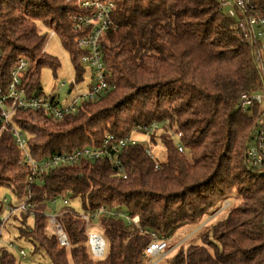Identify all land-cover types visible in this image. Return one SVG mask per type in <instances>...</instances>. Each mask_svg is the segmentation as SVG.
<instances>
[{"label":"trees","instance_id":"1","mask_svg":"<svg viewBox=\"0 0 264 264\" xmlns=\"http://www.w3.org/2000/svg\"><path fill=\"white\" fill-rule=\"evenodd\" d=\"M79 1L0 0L3 91L24 58L30 62L23 78L29 95L47 96L42 70L56 73L61 62L45 52L47 35L40 26L55 32L75 80L84 81V54L76 43L81 35L70 19L79 11ZM99 1L117 5L116 29L101 39L111 89L97 100L85 101L78 113L63 120H54L45 111H18L13 122L29 138L32 158L41 162L99 147L107 135L128 137L139 126L168 122V129L121 153L126 180L107 160L45 173L39 178L43 185L37 183L33 189L35 208L11 220L17 224L18 239L30 243L34 253L44 251L52 264H150L147 248L154 235L168 241L200 220L220 217L226 202L235 199L238 203L229 213L210 228L206 227L211 219L198 230L206 228L200 244L181 247L168 264H264V172L253 170L248 160L253 135L264 123V105L247 111L239 106L243 94L264 88L255 49L243 40L237 21L220 11L218 0ZM251 1L264 17V0ZM159 143L166 151L164 163L153 151ZM21 162L13 135L0 133V189L13 191L14 205L26 199L29 185L30 166ZM59 198L70 205H54ZM102 208L106 213L92 224L95 231L99 221L107 242L106 256L98 260L90 252L86 223L78 212ZM49 213L59 215L69 248L51 230ZM137 217L138 226L128 220ZM15 244L29 259L28 252ZM27 259L7 246L0 248L1 264Z\"/></svg>","mask_w":264,"mask_h":264},{"label":"built area","instance_id":"2","mask_svg":"<svg viewBox=\"0 0 264 264\" xmlns=\"http://www.w3.org/2000/svg\"><path fill=\"white\" fill-rule=\"evenodd\" d=\"M251 0H223L220 2V11L227 18L237 21L241 30L242 38L255 49V60L264 74V17L251 6ZM79 11L72 14L70 19L74 30L81 35L76 43L83 52L81 65L86 70L93 72L92 82L85 91H76L75 96L67 104H62L56 97L30 96L27 87L24 85V75L28 71L30 62L21 58L10 75L7 89L3 91L0 85V133L9 132L13 135L17 147L22 153L21 164L30 166L29 185L27 187L26 199L20 204L14 205L8 198L1 201L2 214L0 215V248L5 246V230L12 218L18 213L30 212L35 208L34 187L38 183L43 185L41 178L51 169L59 166H79L84 161L107 160L117 171L119 177L126 180L128 178L125 167L121 161V153L131 147L149 142L154 133H165L169 123H154L151 126L137 127L128 137L119 138L114 135H107L103 144L99 147H89L78 149L74 152L56 155L47 160L35 161L29 149V138L14 124L13 117L18 111H45L54 120H63L66 116L79 112L85 101L97 100L111 89L109 79L111 72L106 69L103 61L101 39L110 30L116 29L113 15L117 9L114 2H102L99 0H82L78 3ZM1 67V59H0ZM79 83L75 80L72 83L69 94L73 95ZM63 83L61 87H64ZM255 105H264V88L261 92L254 94H243L239 103L242 110H250ZM181 135H178V140ZM143 138V139H141ZM181 153H185L181 143L176 144ZM148 155L154 160V154L150 148ZM248 160L253 170L264 172V123H261L253 135L252 143L248 152ZM156 168H159L157 163ZM63 203L70 205L67 199H57L53 204ZM230 206V205H229ZM229 208L225 205L218 214ZM106 209L102 208L96 212L82 210L78 212V217L85 221L89 237V249L95 259L101 260L106 256L107 242L102 234L94 232L93 221L98 219ZM121 216V215H116ZM50 222L51 230L58 236L60 244L70 247L68 236L59 215L56 213L46 214ZM131 223L139 225L140 219H129ZM11 250L17 251L21 257L27 259V253L20 249L15 243L9 242ZM169 244L165 240H160L154 235V242L147 248L150 256V264H158V257H167ZM167 252V253H166ZM1 264V263H0Z\"/></svg>","mask_w":264,"mask_h":264},{"label":"rangeland","instance_id":"3","mask_svg":"<svg viewBox=\"0 0 264 264\" xmlns=\"http://www.w3.org/2000/svg\"><path fill=\"white\" fill-rule=\"evenodd\" d=\"M219 2H222L223 0H218ZM41 33L47 35V41L45 45V52L51 56L57 57L61 62V67L58 69V71L55 73L53 70L49 68H44L42 70V87L43 92L47 96L56 97L59 99V101L62 104H67L68 102L73 99V97L76 94V91L82 90L85 91L87 86L92 82L93 78V72L91 69H86V74L84 76V81H82L80 84H78L77 88L75 89L73 95H68V91L72 85L73 82H75V71L73 68V65L69 59V56L67 52L63 49L61 42L55 32L53 30L47 29L44 26L39 27ZM63 83H66L64 87H61ZM153 151L155 152L156 159L159 163H164L166 161V151L163 148V145L159 143L157 146L154 147ZM8 198L9 200H14L15 196L13 194V191L9 188H1L0 189V202L4 199ZM227 210L224 211V213H221V216L225 215L226 213H229L234 207L235 204L238 203L235 199H230L226 202ZM75 206L76 202H74ZM230 205V206H229ZM220 216V215H219ZM220 217H209L203 220H200L199 223H197L194 226H189L185 229H182L178 232L177 235H175L173 238L169 239L167 243L169 244V248L167 252H169V255L167 257H158L156 261H158V264H168L177 254V252L180 250V248H187L190 244H200L201 243V236L202 232L205 231L206 228H210L212 225L217 223L220 219ZM212 221H211V220ZM208 220H210L209 226H207L205 229L202 228L198 232V230L203 227L202 225L205 224ZM33 221H31V224ZM16 223L14 221H11L5 230V236H4V243L5 246H8L10 241H13L17 243L19 246L23 247L29 255V259L27 261H24L22 264H52L51 259L47 256V254L42 251L41 253H34L33 246L30 243H27L24 240H20L19 233L16 230ZM95 231L100 233V225L99 221H96L94 223ZM198 232V233H197ZM204 233V232H203ZM166 252V253H167Z\"/></svg>","mask_w":264,"mask_h":264}]
</instances>
